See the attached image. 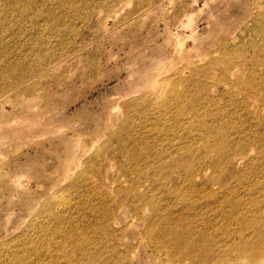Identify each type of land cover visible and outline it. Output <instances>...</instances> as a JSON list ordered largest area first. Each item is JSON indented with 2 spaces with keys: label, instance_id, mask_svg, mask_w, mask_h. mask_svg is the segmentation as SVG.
I'll return each mask as SVG.
<instances>
[{
  "label": "rangeland",
  "instance_id": "rangeland-1",
  "mask_svg": "<svg viewBox=\"0 0 264 264\" xmlns=\"http://www.w3.org/2000/svg\"><path fill=\"white\" fill-rule=\"evenodd\" d=\"M0 264H264V0H0Z\"/></svg>",
  "mask_w": 264,
  "mask_h": 264
},
{
  "label": "bare ground",
  "instance_id": "bare-ground-1",
  "mask_svg": "<svg viewBox=\"0 0 264 264\" xmlns=\"http://www.w3.org/2000/svg\"><path fill=\"white\" fill-rule=\"evenodd\" d=\"M116 213V209H109V210H107V212H105V214H104V217H106V219L107 220H109V218L110 217H112L114 214ZM204 222V221H203ZM205 223V222H204ZM206 224V223H205ZM208 224V223H207ZM201 230V229H200ZM202 233V232H201ZM202 235H204V234H202ZM205 238V237H204ZM175 240V239H174ZM194 240H196V239H194ZM198 242H199V240H197ZM200 241H201V239H200ZM197 242V243H198ZM205 243V245H206V242H203L202 244H204ZM197 245V244H196ZM194 246V245H190V246H187L186 247V249H185V251H187V252H191L192 250V252H198L199 251V248H197V246ZM204 247V246H203ZM200 248H201V246H200ZM251 255V257L252 258H257V253L254 251H252L251 253H250Z\"/></svg>",
  "mask_w": 264,
  "mask_h": 264
}]
</instances>
